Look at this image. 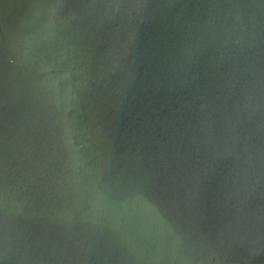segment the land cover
<instances>
[{"label":"water","instance_id":"95a60500","mask_svg":"<svg viewBox=\"0 0 264 264\" xmlns=\"http://www.w3.org/2000/svg\"><path fill=\"white\" fill-rule=\"evenodd\" d=\"M0 264H264V0H0Z\"/></svg>","mask_w":264,"mask_h":264}]
</instances>
